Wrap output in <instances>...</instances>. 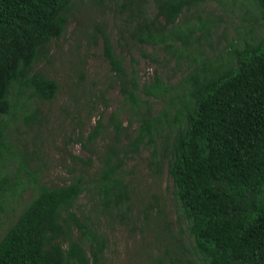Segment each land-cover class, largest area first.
<instances>
[{"label": "trees", "instance_id": "16d2710c", "mask_svg": "<svg viewBox=\"0 0 264 264\" xmlns=\"http://www.w3.org/2000/svg\"><path fill=\"white\" fill-rule=\"evenodd\" d=\"M71 1L0 0V151L5 146L1 116L13 110L11 86L17 83L43 100H51L59 90L56 80L31 73V67L45 45L63 35L68 20L64 12ZM205 1L155 0L156 13L149 19L142 0H124L134 23L130 37L139 44L162 45L170 54L177 48L182 53L196 42L197 31L209 25L201 22L183 31L175 23L184 9ZM248 2L264 23V0ZM99 34L125 100L139 107L138 83L128 78L105 30L99 29ZM233 55L235 66L211 67L206 60L193 67L181 83L187 96L172 95L158 75L142 87L147 98L169 95L168 107H173V97L180 104L174 113L177 130L168 173L192 240L190 247L170 241L155 264H264V34L234 48ZM159 119L144 117L137 135L124 145L118 142L123 126L115 124L116 142L99 156L95 177L77 175L61 185L39 184L35 197L0 240V264H89L90 257L95 264L104 252V238L72 208L90 182L99 212H120L129 200L128 183L120 174L123 161L145 138L153 139ZM100 125L98 120L87 139H97ZM7 188L1 180L0 193Z\"/></svg>", "mask_w": 264, "mask_h": 264}, {"label": "rangeland", "instance_id": "374dc122", "mask_svg": "<svg viewBox=\"0 0 264 264\" xmlns=\"http://www.w3.org/2000/svg\"><path fill=\"white\" fill-rule=\"evenodd\" d=\"M141 4L146 16L153 18L155 0ZM123 5L124 0L71 1L64 12L68 20L63 35L50 40L31 67V73L59 83L54 98L43 100L17 83L11 86L13 110L1 116L5 146L0 151V181L8 188L0 193V240L35 197L39 184L61 185L77 175L85 180L96 176L99 156L116 142L115 124L123 126L118 142L124 145L137 135L144 117L160 116L153 139L145 138L123 161L120 174L128 183L129 200L120 212L100 213L90 182L72 211L104 238V252L95 264H155L170 241L191 246L168 173L177 130L174 113L180 104L173 97V107H168L169 95L147 98L142 87L158 75L172 95L187 96L181 83L193 67L206 60L211 67L235 66L234 48L260 38L264 23L248 0H207L184 9L175 25L184 31L204 22L209 28L199 29L196 42L182 53L177 48L170 54L162 45L139 44L130 37L134 23ZM99 29L105 30L123 59L128 78L138 83L139 107L125 100L120 80L104 56ZM98 120L97 139L90 141L87 137ZM84 247L90 257L88 243Z\"/></svg>", "mask_w": 264, "mask_h": 264}]
</instances>
